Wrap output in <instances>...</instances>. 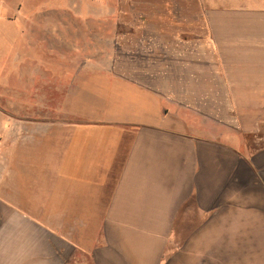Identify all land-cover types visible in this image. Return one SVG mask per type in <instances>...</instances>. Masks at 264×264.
I'll return each mask as SVG.
<instances>
[{"label":"crops","instance_id":"0c3cea01","mask_svg":"<svg viewBox=\"0 0 264 264\" xmlns=\"http://www.w3.org/2000/svg\"><path fill=\"white\" fill-rule=\"evenodd\" d=\"M196 5L132 75L0 17V264H264V0Z\"/></svg>","mask_w":264,"mask_h":264},{"label":"rangeland","instance_id":"374dc122","mask_svg":"<svg viewBox=\"0 0 264 264\" xmlns=\"http://www.w3.org/2000/svg\"><path fill=\"white\" fill-rule=\"evenodd\" d=\"M202 14L196 0H0L2 18L60 16L62 31L76 33L78 64L113 62L131 75L142 59L164 62L166 47L207 46ZM196 18L203 39L185 33Z\"/></svg>","mask_w":264,"mask_h":264}]
</instances>
